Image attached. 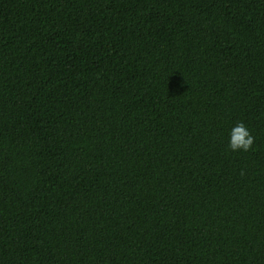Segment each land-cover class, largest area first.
<instances>
[{
  "label": "trees",
  "instance_id": "16d2710c",
  "mask_svg": "<svg viewBox=\"0 0 264 264\" xmlns=\"http://www.w3.org/2000/svg\"><path fill=\"white\" fill-rule=\"evenodd\" d=\"M0 264H264V0H0Z\"/></svg>",
  "mask_w": 264,
  "mask_h": 264
},
{
  "label": "clouds",
  "instance_id": "9594fccd",
  "mask_svg": "<svg viewBox=\"0 0 264 264\" xmlns=\"http://www.w3.org/2000/svg\"><path fill=\"white\" fill-rule=\"evenodd\" d=\"M253 144L254 137L243 122H237L229 129L228 150L232 152H247Z\"/></svg>",
  "mask_w": 264,
  "mask_h": 264
}]
</instances>
